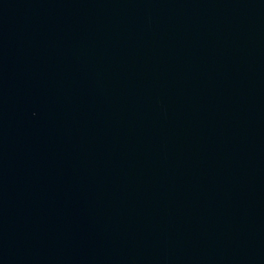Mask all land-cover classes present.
Listing matches in <instances>:
<instances>
[{
  "label": "water",
  "instance_id": "95a60500",
  "mask_svg": "<svg viewBox=\"0 0 264 264\" xmlns=\"http://www.w3.org/2000/svg\"><path fill=\"white\" fill-rule=\"evenodd\" d=\"M0 264H264V0H0Z\"/></svg>",
  "mask_w": 264,
  "mask_h": 264
}]
</instances>
